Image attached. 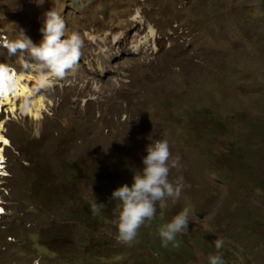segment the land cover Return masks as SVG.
I'll use <instances>...</instances> for the list:
<instances>
[{
  "label": "rangeland",
  "instance_id": "obj_1",
  "mask_svg": "<svg viewBox=\"0 0 264 264\" xmlns=\"http://www.w3.org/2000/svg\"><path fill=\"white\" fill-rule=\"evenodd\" d=\"M51 10L83 44L44 85L6 45L38 46ZM0 64L26 75L14 113L0 105V264H209L216 239L225 264H264V0H0ZM40 96L41 117L21 108ZM157 140L180 157L181 196L118 243L111 194ZM185 208L187 231L162 247L159 227Z\"/></svg>",
  "mask_w": 264,
  "mask_h": 264
},
{
  "label": "clouds",
  "instance_id": "obj_2",
  "mask_svg": "<svg viewBox=\"0 0 264 264\" xmlns=\"http://www.w3.org/2000/svg\"><path fill=\"white\" fill-rule=\"evenodd\" d=\"M44 26L40 29L43 39L36 46L25 37L22 41L6 45L11 54L18 50L28 52L36 66L41 70V79L44 83H50L52 79H63L72 70L80 57V49L83 41L81 37L73 33L68 38L64 37L66 24L64 20L54 11L46 14ZM7 36V35H6ZM5 40V35H2ZM7 42V40H5ZM26 80V75L19 73L16 76L15 70L9 69L6 65L0 64V97H6L15 91L18 81ZM1 105V104H0ZM2 134L7 138L6 130ZM8 139V138H7ZM3 147V159L5 162ZM147 155L143 158L144 168L142 172H137L133 176L131 187L122 185L111 194V200L120 202V212L118 218L113 221L117 229L116 239L118 243L131 246L137 237L138 230L150 223L157 212V204L163 210L168 208V201L175 204L181 196L183 190V177H179L175 183L169 181L170 170L180 168V157L171 159V152L167 140H157L146 148ZM171 159V164L169 161ZM3 169H4V165ZM3 175V170L0 177ZM1 186V184H0ZM0 197L2 199L1 190ZM3 201V200H2ZM0 217L5 213L3 202ZM97 207L104 208L102 204ZM189 211L183 209L175 215L171 222L163 224L158 229L161 239V246L167 248L169 244L175 246L178 234L187 231L189 223ZM217 254L209 255V264H225L222 254L219 252L224 245L223 239H216L214 242Z\"/></svg>",
  "mask_w": 264,
  "mask_h": 264
},
{
  "label": "bare ground",
  "instance_id": "obj_3",
  "mask_svg": "<svg viewBox=\"0 0 264 264\" xmlns=\"http://www.w3.org/2000/svg\"><path fill=\"white\" fill-rule=\"evenodd\" d=\"M153 33H154V31L152 29H150L148 36H144L143 43L147 42L146 39L149 36L153 35ZM143 48H144L143 44H140L139 46L135 45L134 50L135 51L136 50H142ZM29 78H31V76H29L28 79ZM20 81L21 82L18 81V86L16 88V91H19L20 94L23 95L26 91V87L24 86V82H22V80H20ZM41 81H42V79H41ZM42 84L45 85V83L43 81H42ZM9 94L7 96H10ZM20 94H19V97H21ZM7 96L6 97H0V104L5 105V103L7 102L9 105V107H7V112L14 111L16 109V107L14 105V101H13V99L7 98ZM29 96H31V93H27V97H29ZM44 101H45L44 97L40 96L37 99H32L30 102H23L21 108H24L26 110V112H28V113L32 114L34 117L38 118V117H41L43 115L42 112L46 109V105H45L46 102L44 103ZM16 106H17V104H16ZM11 113L13 114L14 112H11ZM7 115H9V114H7ZM5 122H6V117H4L2 120H0V162L1 163H2V159H3V154H2L3 147L5 145L6 146L10 145V141L2 134V132L5 131V128H4ZM0 168H3V166L0 165ZM0 182H1V180H0ZM2 202L3 201L0 197V203H2ZM2 209L3 208L0 206V213H3Z\"/></svg>",
  "mask_w": 264,
  "mask_h": 264
},
{
  "label": "built area",
  "instance_id": "obj_4",
  "mask_svg": "<svg viewBox=\"0 0 264 264\" xmlns=\"http://www.w3.org/2000/svg\"><path fill=\"white\" fill-rule=\"evenodd\" d=\"M0 165L2 166V165H3V163H1V162H0ZM2 170H3V168H0V174H1ZM0 190H1V186H0ZM0 206H2V204H1V203H0Z\"/></svg>",
  "mask_w": 264,
  "mask_h": 264
}]
</instances>
